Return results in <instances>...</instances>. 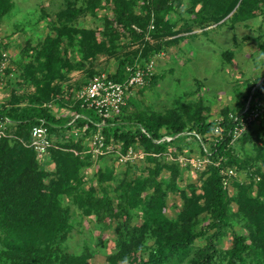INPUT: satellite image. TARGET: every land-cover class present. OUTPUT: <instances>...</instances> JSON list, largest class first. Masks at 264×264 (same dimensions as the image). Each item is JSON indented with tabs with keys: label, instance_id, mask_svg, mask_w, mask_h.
Masks as SVG:
<instances>
[{
	"label": "trees",
	"instance_id": "1",
	"mask_svg": "<svg viewBox=\"0 0 264 264\" xmlns=\"http://www.w3.org/2000/svg\"><path fill=\"white\" fill-rule=\"evenodd\" d=\"M14 7L13 0H0V25ZM38 14V22L50 19L49 33L36 43L28 37L14 54L18 82L8 83V70L14 88L0 104L6 134L0 139V264H93L100 254L105 264H182L192 255L191 264H264V113L237 141L230 134V115H240L250 98L252 107L264 102V81L248 82L246 93L215 112L203 97L187 94L162 111L129 96L110 118L81 102L73 115L54 111L73 72H86L81 85L101 74L100 57L114 62L110 79L124 83L128 70L183 40L184 56L199 52L202 36L194 31L249 27L264 15V0H64L59 11ZM88 17L97 21L93 29ZM160 73L140 89L154 90ZM23 86L34 91L19 95ZM41 122L52 142L51 172L29 147ZM73 130L77 140L65 135ZM97 135L124 155L144 151L142 167H116L113 156H98L86 188L84 172L94 163L90 140ZM194 156L209 159L199 172L189 161ZM138 219L142 224L134 225ZM206 222L212 226L199 228ZM75 232L87 236L79 252L70 251ZM227 233L232 248L225 251L218 245ZM111 234L109 243L104 237Z\"/></svg>",
	"mask_w": 264,
	"mask_h": 264
},
{
	"label": "rangeland",
	"instance_id": "2",
	"mask_svg": "<svg viewBox=\"0 0 264 264\" xmlns=\"http://www.w3.org/2000/svg\"><path fill=\"white\" fill-rule=\"evenodd\" d=\"M13 2L15 4L13 11L3 18L2 24L0 25V34L2 37H5L3 39L10 53L11 62L16 60L14 54H18L19 47L25 45V39L30 37L33 42L36 43L49 33L50 27L48 23L50 19H47L45 22H38V12L41 9H47L49 12H57L63 6L64 0H13ZM35 18H37V20H35ZM86 21L87 28L91 29H93L95 23H97L96 20L93 21L90 17H88ZM248 26L249 27H245L240 24L237 25L235 29H230V27L227 26L223 28V31L215 30L208 32L207 35L205 34L206 36L202 35V37L197 40L198 43L196 42L200 48L199 52L192 53L195 54L196 58L189 59L190 63L186 61L192 54H186L190 56H184L182 50H180L182 48L184 49L187 45L185 40L180 44L169 47L167 51L160 53L156 58L157 68L155 71L158 73L162 72L160 74L164 75L163 80L160 81L155 89L153 88L154 90L137 89L130 96L131 99L144 107H151L155 111H162L168 108L167 106L171 107L172 105L178 104L184 99L185 94H187L186 99L189 98V100H193L196 97L198 100L199 97H203L208 101L207 106L210 105L214 112L218 108L222 109L232 104L233 100L237 98L236 94H244L247 92L248 82L254 83L259 80L257 83V86H259L260 83L264 81V15L258 16L256 19L249 22ZM99 31L102 30L98 29L96 36L98 41L101 42L104 41V38ZM68 57H71L70 53H68ZM107 59L108 58L102 56L96 62L101 74H105L106 76H108L114 68V62ZM13 69V73H10V76L12 74L13 76L9 79L8 83L13 80L18 82V79H16L17 70L16 68ZM83 72L75 71L70 75L71 82L69 83V87L65 88L59 100L63 108L57 105L55 110L53 109L56 113L61 112L68 114V116L74 114L70 112V110H72L77 103H80L78 99L79 94L90 81L81 85L83 77L86 75V72ZM8 83L6 82V85L0 89V104H6L11 98V92L14 86ZM254 90L255 88L252 91ZM31 91H34L33 86H23L17 89V93L22 96ZM193 92L196 93L195 97L191 94ZM75 133V130H73V132L66 131L65 135L70 139L77 140L79 134L75 135ZM5 135L6 134H4L3 137H5ZM90 142V154L93 156L92 160L94 163L90 169L84 172L83 181L86 184V188L91 186L89 183L93 182L89 177H92L93 173H95L98 156H113L116 159V167L121 165L125 168L128 164H137L142 167L145 157V153L142 150L135 151L134 149H130L128 153L124 155L120 152L119 146L115 148L114 146L107 145L104 139L99 135H97V138L93 137ZM204 158L207 159L205 163L201 162ZM204 158L197 160L194 156V159H189L192 169L197 172L202 170L203 167L209 163L208 157L206 156ZM38 161L41 167L48 172H51L55 167L49 156ZM180 161L183 164L186 162L185 158H180ZM198 161L201 162L200 167L197 163ZM167 175L169 174L166 173V176ZM175 200H177L176 196L173 201ZM168 213L172 214V212ZM140 221L141 220L138 219V221L133 223L134 225H141L142 221ZM104 223L110 224L107 219ZM211 226L212 224L206 222L200 224L199 228H210ZM84 227L85 231L89 229V226L84 225ZM94 235L97 236L98 232H95ZM134 237L137 238V235ZM149 237L150 236H147L146 238L147 246L153 245V241L149 240ZM86 238L87 236L75 232V237L70 241V251H81L83 246L82 241ZM104 239L107 241L109 239L111 241V239H113V234L105 236ZM201 245L203 246L202 243ZM109 247L112 248V244H109ZM111 248H108L107 253H109V249ZM218 248L225 251L231 249L232 234L227 233V235H224L222 243L218 245ZM190 250H192V248ZM138 255L141 256V254ZM192 258L193 255L187 257L182 264H191ZM93 264H105L104 256L102 254L97 255L94 258Z\"/></svg>",
	"mask_w": 264,
	"mask_h": 264
},
{
	"label": "built area",
	"instance_id": "3",
	"mask_svg": "<svg viewBox=\"0 0 264 264\" xmlns=\"http://www.w3.org/2000/svg\"><path fill=\"white\" fill-rule=\"evenodd\" d=\"M156 60H152L143 68L131 69L128 78L124 83H116L109 76L100 74L91 79L79 94V100L83 106L96 109L104 118H110L127 104V99L137 89L144 87L148 79L154 74ZM8 70L12 68L11 56L6 49V43L0 34V89L6 85ZM12 77V75H11ZM251 98L246 109L237 116L230 115L234 122L231 131L232 141L235 142L248 130V127L259 119L264 113V102H257L251 106ZM218 128L216 132H218ZM5 134V126L0 125V138ZM29 147L34 150L39 160L48 156L52 147L48 129L44 122L34 126L31 130ZM207 159L201 160L205 163ZM200 161L197 163L201 164ZM196 166V164H195ZM232 174V172H230Z\"/></svg>",
	"mask_w": 264,
	"mask_h": 264
},
{
	"label": "crops",
	"instance_id": "4",
	"mask_svg": "<svg viewBox=\"0 0 264 264\" xmlns=\"http://www.w3.org/2000/svg\"><path fill=\"white\" fill-rule=\"evenodd\" d=\"M200 33H201V30H198V31H194L192 34H199L200 36H202L203 34L201 35ZM192 34H191V35H192ZM199 39H200V38H199Z\"/></svg>",
	"mask_w": 264,
	"mask_h": 264
}]
</instances>
